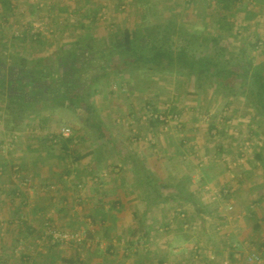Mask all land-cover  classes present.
<instances>
[{
  "label": "crops",
  "instance_id": "obj_1",
  "mask_svg": "<svg viewBox=\"0 0 264 264\" xmlns=\"http://www.w3.org/2000/svg\"><path fill=\"white\" fill-rule=\"evenodd\" d=\"M8 1L5 10L0 0V35L9 30V46L15 40L16 48L28 46L30 23L46 24L35 60L48 58L43 48L55 57L85 36L108 41L122 29L173 21L197 37H216L227 50L244 51L253 66L264 67V0H124L130 6L125 13L105 0H41L40 7L32 0ZM112 22L116 30L107 28ZM250 47L257 51L248 54ZM141 70L121 79H139ZM2 71L4 85L11 80L9 65ZM176 76L177 82L188 79L186 88L172 90L164 103L161 94L141 86L124 91L129 98L110 100L102 91L107 82L99 84L93 99L101 137L72 118L69 107L51 106L47 89L25 97L31 104L20 111L7 105L21 88L1 86L0 264H255L245 255L264 257V114L244 97L199 86L193 75ZM156 101L158 108L174 109L178 121L164 129L143 120L145 103ZM115 112L124 123L113 118ZM208 112L212 120H200ZM219 115L225 121L216 124ZM65 126L68 136L61 133ZM13 164L30 176L29 186L13 178ZM145 170L168 184L159 187L164 195L182 182L189 198L147 204ZM47 222L83 229L85 237L79 245L52 244L43 234Z\"/></svg>",
  "mask_w": 264,
  "mask_h": 264
},
{
  "label": "trees",
  "instance_id": "obj_2",
  "mask_svg": "<svg viewBox=\"0 0 264 264\" xmlns=\"http://www.w3.org/2000/svg\"><path fill=\"white\" fill-rule=\"evenodd\" d=\"M1 5L9 10L8 0H1ZM174 37L181 39L183 43L175 46ZM193 38H198V45L203 49L201 52L190 50ZM94 42L90 36L80 38L73 43V50L68 49L64 54L57 53L54 60L38 59L22 64L12 57L8 61L0 60V73L8 64L11 76L9 83L19 89L24 88V93L8 99L7 108L11 107L10 103H14L17 109L25 111V106L31 104L24 100L25 97L31 100V96L36 91L41 92V87H44L51 106L69 107L76 112L79 119L95 129L97 136H105L94 107L87 100L97 87L91 83L104 77L107 71L122 73L136 69H155L193 75L197 85L206 83L216 92L244 97L256 110L264 114V67L253 66L244 51L240 52V60L229 57L226 47L220 45L214 36L197 37L177 26L175 22L167 21L143 29H122L112 35L105 46L97 47ZM93 54L98 60L104 56V64L97 63L96 69L99 72H94L93 75L82 74L87 70H84L85 66L95 67ZM38 87L41 89H37ZM153 110L156 109L153 107ZM152 121L158 122L157 119ZM141 179L148 188L147 204L158 199L163 201L170 198H189L183 191L182 182L173 186L174 193L164 195L159 187L166 188L168 184L152 172L145 170Z\"/></svg>",
  "mask_w": 264,
  "mask_h": 264
},
{
  "label": "rangeland",
  "instance_id": "obj_3",
  "mask_svg": "<svg viewBox=\"0 0 264 264\" xmlns=\"http://www.w3.org/2000/svg\"><path fill=\"white\" fill-rule=\"evenodd\" d=\"M105 2H109V5L111 7H114L115 5H116L115 7H117V6L119 7V5H120V8L124 10V13L127 12V10H129V8H130V6L128 7L127 6L128 4L124 0H115V1L114 0H105ZM116 3H118V4H116ZM121 5L124 6V7H122ZM112 23L114 24V22H112ZM114 25L113 26L108 25L107 28L108 29H111V30H116L117 26L116 25L114 26ZM104 28H105V26H104ZM9 34H10L9 33V30H6V31H4V33H1V35H0V60H10L11 57L13 58V60H35V58L33 56L36 55L35 54L36 52H39V50H41V48H40L41 44L38 43V42H40V40H39L40 38L38 37L35 41L34 40H31L28 43V46H26V44H24L22 46L24 48H16L15 47L16 46L15 44L17 43L16 40H15L14 46H9L7 44V40L8 39H10V41L14 40L13 39V35H11V34L9 35ZM51 36H53V35H51ZM107 42L108 41L106 39L105 40H98V41H95L94 44L97 47H99V46H105V43H107ZM193 46L194 47L190 49L191 51H194V52L198 53V52H201L203 50L202 47L199 46L198 44H193ZM43 49H42V51H43L44 55H48V58H46V59L47 60H54V57H53L52 54H54L55 52L53 50L51 51V49H46V51H45V49L44 50ZM68 49L69 48H67V49L61 48L57 52L60 53V54H64V52H66ZM71 49L73 50V46H72ZM211 50L212 49H210V51ZM255 51H257V49H253L252 47L246 48V52L248 54L255 53ZM227 55L229 57L233 58V59H237L240 56V54L237 53V48H230V49H228L227 50ZM93 59L96 62V63H94L95 64V67L88 68V67L85 66V69L84 70H86V68H87V70H86L85 73L82 72V74H86L87 73L89 76L90 75H93L94 72H97L98 71L96 69V68H98V67H96V64L97 63L98 64H104L103 62H105L104 56L99 57V60H98L95 57V55H94ZM63 60H70V59H63ZM25 63H27V62H25ZM137 72L140 73V76L141 77L139 79L136 78L135 80H130L129 83L127 81H124L123 79H121V78H125L124 75H123L124 73L128 74L129 72L125 71V72H122V73H116L114 71H107V74L104 77H102L101 79H95L94 82H92L91 84L94 85V86L99 87V84L103 83V81L107 82V83H105L103 85L104 88L102 89V91H103V93L105 92L106 94H108V97L110 98V100L113 99V98H129L128 97L129 95H126L123 92L124 91L126 92L127 89L133 90V92H137L136 89H139L138 87L141 86V88H143L142 91H144V90L147 91L148 89H151L153 95H155V94L156 95L161 94L162 95V102L164 103V102L169 101V99H170L169 98L170 97V93L172 92V90L176 91V89L178 87H179V89H184L185 90L186 83L188 81L187 78H179L180 79L179 81H183L184 80V82H177V81H175V79H177L178 77L176 76V73L175 72H172V71H160L159 72V71H156L154 69H149V70L148 69H145V70H141V71H137ZM148 75L149 76L150 75H156V78H154L153 80H150L149 81ZM101 87L102 86H100V88ZM109 87H111V90L112 91H109L108 90ZM0 89H2V87H0ZM41 94L42 93L39 94V97H40ZM131 94H133V93H131ZM93 96H95V93H91V95L88 96L87 100H88V102L90 104H92L94 106V108H96V105H95L96 104V101L94 100L95 98L93 99ZM137 98H139V97H136V99ZM151 100H154L153 96L151 97ZM43 101L44 100H42V102ZM146 101H148V100H145V102ZM148 104L150 105V108H153V106H154V109L157 108L162 113H168V114L169 113H174V109L172 110V109L168 108V105L163 106V107L161 106V108H158V106L156 105L157 104V101L155 103H153V104L152 103H148ZM146 106H147V104L145 103V106L144 107H146ZM69 109H67V110L69 111V114H71L70 116H72V118H73V116L76 117L77 116L76 112L74 110H72V109H70V110ZM143 109H142V111H143ZM219 116H222V115H219ZM219 116H217L216 119H214V122H216V124H217V122H218V124L220 122H222V121L218 120ZM117 117L120 118V122L124 123V121L121 119L122 118V115H118V112H115V115H114L113 118L116 120ZM126 118H127V116L124 118V120L125 121H128ZM199 118H200V120H205L206 122H210V120H212L211 117H209V112L203 114ZM143 120L148 121V119H143ZM64 122H66L67 124L70 123L69 122V119H67V118L64 119ZM171 123H172V121H171ZM162 127L164 128V126H162Z\"/></svg>",
  "mask_w": 264,
  "mask_h": 264
},
{
  "label": "built area",
  "instance_id": "obj_4",
  "mask_svg": "<svg viewBox=\"0 0 264 264\" xmlns=\"http://www.w3.org/2000/svg\"><path fill=\"white\" fill-rule=\"evenodd\" d=\"M34 4L38 7L43 5V2L41 0H32ZM122 6V5H121ZM124 7V6H122ZM1 24V22H0ZM28 37L31 40L37 39L40 34L44 33L46 29V24L43 21L34 20L30 25L28 26ZM114 87V86H113ZM223 116H219L218 120H222ZM142 119H157L158 123H160L164 128H167L168 124L172 122L178 121V115L176 113H162L157 110H153V108H150V106L144 107L142 114ZM217 127L212 128L210 131L212 134H216ZM71 132L70 127L65 126L62 127L61 133L64 136H68ZM245 145H248V142L245 141ZM240 158V157H239ZM11 172L13 178H15L19 184L29 186L31 182L30 176H24L21 172L20 167L17 164H13L11 167ZM226 189H222V192L225 194ZM231 208V206H229ZM44 236L47 237L48 242L52 244H58V245H79L82 243L84 237H85V230L83 229H67V228H60L56 227L52 224L46 223V227L43 232ZM245 260L249 263H255V264H262V261H264V257L260 253L257 252H250L245 255Z\"/></svg>",
  "mask_w": 264,
  "mask_h": 264
},
{
  "label": "flooded vegetation",
  "instance_id": "obj_5",
  "mask_svg": "<svg viewBox=\"0 0 264 264\" xmlns=\"http://www.w3.org/2000/svg\"><path fill=\"white\" fill-rule=\"evenodd\" d=\"M1 76H3V75H1ZM10 78H11V76H10ZM0 86L4 87L5 90H11L10 88H11L13 85H11V84L9 83V81H8L7 83H5L4 85H2V81H0ZM12 88H13L12 91H14V90H18V89H19V87H17V86H14V87H12ZM41 88L44 89V87H41ZM41 88L38 87L37 89H41ZM21 90H23V91H21V92L24 93V88H23V87H22ZM25 90H26V89H25ZM36 92L38 93V91H36Z\"/></svg>",
  "mask_w": 264,
  "mask_h": 264
}]
</instances>
